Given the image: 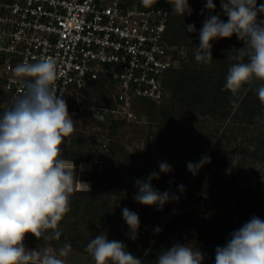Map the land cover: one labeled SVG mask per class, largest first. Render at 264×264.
I'll use <instances>...</instances> for the list:
<instances>
[{"label": "trees", "instance_id": "trees-1", "mask_svg": "<svg viewBox=\"0 0 264 264\" xmlns=\"http://www.w3.org/2000/svg\"><path fill=\"white\" fill-rule=\"evenodd\" d=\"M188 2L193 4L191 15L185 13L180 16L172 11V5L167 0H157L159 6H167L169 11L168 41L187 47L188 53L179 66L167 72L164 84L168 96L161 101L139 98L132 109L134 113L136 110L148 113L161 131L171 128L175 121L196 124L198 115L204 116L212 123V129L216 128L221 134L216 142L209 134L207 142H214V145L208 152L207 149L196 148L191 160L196 164L207 156L211 158L210 162L193 175L187 167L182 169L167 159L171 171L163 173L157 166L160 164L154 161L155 156L148 151L137 150L136 154L129 155L124 147L115 150L113 144L103 137L101 144L107 147V153L90 154L85 147L86 141L97 143L98 137L78 138L80 132H75L61 145L62 158L77 163L94 160L93 169L84 177L91 182V188L89 191L77 189L72 194L71 210L59 223V240H38L29 233L24 240L26 246L39 248V245H52L60 249L69 243L76 251L89 255L85 249L90 240L106 234L109 241L122 242L128 252L141 259L142 264H156L159 254L170 247L162 241L148 247L149 243H145L138 234L135 240L131 239V230L123 226L126 222L122 215L124 208L135 212L136 181L153 172L159 176V179H153L155 190L163 193L180 189L179 186L183 185L184 189L180 191L184 192V200L173 211L167 203L160 210L154 205L151 214L144 209L139 216L140 224L158 221L159 216H168L172 211L165 223L163 237L175 244H192L193 249L201 251L202 264H215L216 248L225 246L231 234L253 216L264 221V104L256 94L260 82L254 81L236 94L224 87L229 68L238 62L237 50L245 47L244 41L235 34L231 38L211 42V62L205 64L195 60L201 23L210 15H219L224 22L228 18L219 7L218 0H213L216 8L206 16L200 13L206 0ZM260 4H264V0H257V5ZM257 19L264 20V13L259 14ZM190 24L195 25V32H187L186 26ZM247 59L245 56L243 62ZM113 88L112 78L103 75L84 87L79 97L67 98L68 110L82 104L87 108V96L96 94L104 95L103 105L114 106ZM4 111L6 109L0 107V115ZM97 121L116 135L118 127L125 124L128 118L115 115L108 116L104 121L97 118ZM237 156L240 159L235 162ZM103 164L105 167L101 169ZM223 168H230L231 172L224 175L221 172ZM112 193L118 194L119 199H113Z\"/></svg>", "mask_w": 264, "mask_h": 264}, {"label": "clouds", "instance_id": "clouds-1", "mask_svg": "<svg viewBox=\"0 0 264 264\" xmlns=\"http://www.w3.org/2000/svg\"><path fill=\"white\" fill-rule=\"evenodd\" d=\"M172 11L180 16L191 15L188 0H167ZM150 3V0H145ZM227 22L219 15H210L199 32V47H195V60L209 63L213 60L212 41L231 38L233 34L244 41L237 50V63L231 65L224 87L233 94L246 85L259 81L256 94L264 104V4L257 0H220ZM213 0H206L205 9L214 11ZM187 32H195V25H187ZM247 57V62L243 58ZM21 85L22 94L12 107L0 115V264H66L72 245L65 243L58 254L48 247L28 250L24 240L31 234L38 240H59V223L71 210L70 198L82 185L76 180L75 164L62 158L65 138L74 131V120L69 115L66 101L55 90V83L63 75L53 57H42L36 63H19L12 70ZM210 157L194 164L187 163L193 175ZM81 170L84 166L81 165ZM160 171L168 173L171 166L160 163ZM159 179L151 173L145 182L136 181L138 194L135 201L157 210L174 194L155 190L151 181ZM183 191L184 186H179ZM123 219L135 240L140 227L139 217L128 208L122 210ZM160 231L159 228L156 229ZM94 264H142L141 259L126 250L120 241H109L106 234L97 235L86 246ZM203 255L190 245L176 244L159 254L156 264H202ZM215 264H264V221L253 216L231 234L223 247L216 248Z\"/></svg>", "mask_w": 264, "mask_h": 264}, {"label": "built area", "instance_id": "built-area-1", "mask_svg": "<svg viewBox=\"0 0 264 264\" xmlns=\"http://www.w3.org/2000/svg\"><path fill=\"white\" fill-rule=\"evenodd\" d=\"M168 21L157 0H0V107L9 110L22 94L15 66L50 56L63 73L54 87L65 101L107 75L115 105L93 107L94 114L130 119L135 100L168 96L167 72L188 53L168 41Z\"/></svg>", "mask_w": 264, "mask_h": 264}, {"label": "rangeland", "instance_id": "rangeland-1", "mask_svg": "<svg viewBox=\"0 0 264 264\" xmlns=\"http://www.w3.org/2000/svg\"><path fill=\"white\" fill-rule=\"evenodd\" d=\"M218 1V5L220 7V0ZM211 12L212 11L205 9V16L210 14ZM103 96L101 94L87 96V108H85L82 104V106L80 107L68 110L69 115L74 120V133L80 132L78 138H90L91 135H95L96 137H98L97 143H94L91 140L86 141V139H84L86 141L85 147L90 154L96 155V153L99 152L107 153V147H104L101 144V140L103 139V137H105L108 139V141L111 142V144H113L115 150L119 149L120 147H124L126 153L129 155L136 154L137 150L148 151L149 154L155 156V162L159 164L166 163L168 159L169 162L170 160L174 161L177 166L183 169L187 167L188 162H192V154H194L196 148H203V150L207 149L208 152V150L214 145V142H216L217 138L221 134L220 132L216 131V128L212 129L211 122L205 120L204 116L198 114V123L196 124H189L184 121L179 123V121H175L171 128L161 131V129L156 128L155 124H153L152 119L150 118L148 113L139 110H136L133 117L128 119L125 124L118 127L116 135L111 134V131L108 127L102 126L98 123L97 116L96 114H94L95 107L104 106L102 104V102L104 101ZM173 127H176L175 131H172ZM153 132L156 134L152 135ZM209 134L213 136L214 142L212 144H208L206 139ZM90 148H92V150ZM122 157L124 158V156ZM239 159L240 156H237L235 158V162H237ZM66 160L73 161V163L75 164V171L77 174L76 180H81L82 182L87 183L88 185H90L91 188V182L89 180L84 179V177L86 176L88 171H91L93 169L94 160H81L78 163L71 159ZM81 165L84 166L83 170H81ZM103 167H105L104 164L100 168L102 169ZM221 172L224 175H228L231 172V169L223 168ZM208 175L213 176L211 173H208ZM148 176L149 175H143L140 181L145 182ZM151 185L153 188L155 187V185L153 184V180L151 181ZM77 189L87 190L86 187L79 184L77 185ZM166 191L178 197V199H170L168 202H166L171 207L172 211L176 208H179L180 203L184 200V192H181L179 188H176L174 191ZM112 194L113 199H119L118 194ZM136 204L137 205L135 207V213L138 215V217L143 214L144 209L149 211L150 214L154 210V205L146 206L138 202ZM171 213L168 216H159V219H157L158 221L149 223L144 222L143 224H140L137 234L143 237V241L145 243H149L148 247L160 241L166 243L170 248L176 245L173 240H165V238L163 237L165 223ZM123 226L129 229L128 225L124 224ZM157 228L160 229L159 232L156 231ZM183 245L191 246L192 244L186 243ZM25 247L28 250L44 248V246L40 245L39 248H34L32 246L26 245ZM45 247L52 249L57 254L59 252V249H56V247L52 245H46ZM61 258L65 260L66 264H94L92 257L87 254L78 252L73 248L71 249L67 257Z\"/></svg>", "mask_w": 264, "mask_h": 264}]
</instances>
